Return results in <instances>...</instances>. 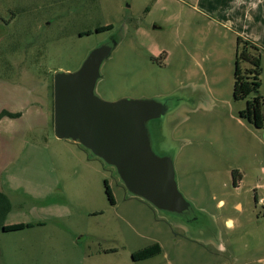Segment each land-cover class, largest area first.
<instances>
[{
    "label": "rangeland",
    "instance_id": "374dc122",
    "mask_svg": "<svg viewBox=\"0 0 264 264\" xmlns=\"http://www.w3.org/2000/svg\"><path fill=\"white\" fill-rule=\"evenodd\" d=\"M189 4L0 0V114L20 115L0 120V134L13 138L5 149L0 142V193L11 204L2 222L0 197V222L34 226L0 230V264H264L256 202L264 196V129L241 118L247 101L233 97L235 41L214 44ZM107 25L114 29L96 32ZM113 33L119 44L97 94L109 102L172 97L165 127L177 181L199 214L155 210L130 196L113 169L54 135L55 73L78 70ZM153 243L160 255L133 259Z\"/></svg>",
    "mask_w": 264,
    "mask_h": 264
},
{
    "label": "water",
    "instance_id": "95a60500",
    "mask_svg": "<svg viewBox=\"0 0 264 264\" xmlns=\"http://www.w3.org/2000/svg\"><path fill=\"white\" fill-rule=\"evenodd\" d=\"M118 38L113 33L88 54L78 70L55 73L54 135L58 140L78 144L113 169L130 196L155 210L199 214L177 181V148L165 127V119L173 110L172 97L109 102L97 94L102 67L117 48ZM156 126L166 148L161 152L153 146L158 136L153 133Z\"/></svg>",
    "mask_w": 264,
    "mask_h": 264
},
{
    "label": "trees",
    "instance_id": "16d2710c",
    "mask_svg": "<svg viewBox=\"0 0 264 264\" xmlns=\"http://www.w3.org/2000/svg\"><path fill=\"white\" fill-rule=\"evenodd\" d=\"M114 29L113 25L101 26L96 29L97 33L109 32ZM92 32H87L85 35H91ZM261 49L244 40L241 37L237 39V56L234 74V92L235 100H246L247 107L240 112L242 119L248 120L257 129H264V96L261 93L262 86V54ZM19 114H10L4 112L0 114V120L5 117L16 118ZM233 185L239 186L243 176L240 172L233 171ZM105 189L108 199L112 205L115 204V199L111 188L107 181H105ZM2 201L5 202L6 207L2 213V222L5 216L11 209V204L8 197L0 193ZM257 200V197H256ZM0 222V230L3 232H17L27 228L34 227L31 224L17 223L12 225H4ZM162 253V247L159 243H153L133 254L135 261L147 260Z\"/></svg>",
    "mask_w": 264,
    "mask_h": 264
},
{
    "label": "crops",
    "instance_id": "0c3cea01",
    "mask_svg": "<svg viewBox=\"0 0 264 264\" xmlns=\"http://www.w3.org/2000/svg\"><path fill=\"white\" fill-rule=\"evenodd\" d=\"M192 2L193 4L189 6L200 13L201 22L206 23L207 29H212L214 44H224L226 37L230 36L236 43L237 56V39L241 37L261 49L263 66L261 89L264 94V0H192ZM11 140H13L11 135L0 134V142L5 141L4 149L11 145ZM260 187L264 188V182ZM220 204L222 205L223 201ZM227 225L234 226V223L228 220Z\"/></svg>",
    "mask_w": 264,
    "mask_h": 264
},
{
    "label": "flooded vegetation",
    "instance_id": "af4514ba",
    "mask_svg": "<svg viewBox=\"0 0 264 264\" xmlns=\"http://www.w3.org/2000/svg\"><path fill=\"white\" fill-rule=\"evenodd\" d=\"M171 104H172V102H171ZM156 128H157V131H156ZM158 130H159V127L158 126H156L155 127V129L153 130V133L157 136L158 135ZM158 136H161L162 138H161V140H159L158 138ZM157 136V139H153V146H154V148H155V150L157 151V152H161L162 150H165L166 148H164V145H165V143H162V139H163V136L162 135H158ZM170 147H172L173 148V146H170ZM170 150H172L171 148H169V151ZM167 151V150H166ZM171 152H173V151H171ZM170 152V153H171ZM191 220L193 221L194 220V216L191 218Z\"/></svg>",
    "mask_w": 264,
    "mask_h": 264
},
{
    "label": "built area",
    "instance_id": "2783aa9c",
    "mask_svg": "<svg viewBox=\"0 0 264 264\" xmlns=\"http://www.w3.org/2000/svg\"><path fill=\"white\" fill-rule=\"evenodd\" d=\"M257 204L260 205L262 208H264V196L257 199Z\"/></svg>",
    "mask_w": 264,
    "mask_h": 264
}]
</instances>
